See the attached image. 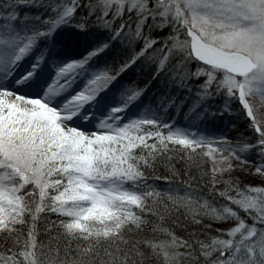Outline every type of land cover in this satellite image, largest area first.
Returning <instances> with one entry per match:
<instances>
[{
    "label": "snow or ice",
    "instance_id": "1",
    "mask_svg": "<svg viewBox=\"0 0 264 264\" xmlns=\"http://www.w3.org/2000/svg\"><path fill=\"white\" fill-rule=\"evenodd\" d=\"M0 264H264V0H0Z\"/></svg>",
    "mask_w": 264,
    "mask_h": 264
}]
</instances>
